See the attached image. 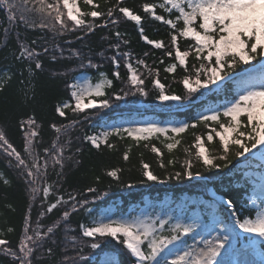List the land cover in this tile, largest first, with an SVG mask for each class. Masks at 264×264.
Instances as JSON below:
<instances>
[{"label": "snow or ice", "instance_id": "6c2138e0", "mask_svg": "<svg viewBox=\"0 0 264 264\" xmlns=\"http://www.w3.org/2000/svg\"><path fill=\"white\" fill-rule=\"evenodd\" d=\"M83 3L91 6V10H82L78 0H52V2L0 0V10L6 12L8 22V27L3 28V38L0 41V45L3 46L7 45L11 28L17 25L32 31L46 29L53 38L79 32L81 35L76 37L78 40L86 39L98 28L111 29L110 35L102 38L108 41V48L102 49L97 55L101 60L110 61L116 69L111 74L116 80L121 79L119 68L123 61V67L127 70V79L124 82L128 85V90L121 89L123 93L121 95L114 89L113 78L99 71L101 65L95 63L92 56H85L79 50L71 49L70 55L79 61L77 65L79 69H93L98 74L92 79L81 80L74 77L66 84L70 89V96L68 100L56 105L55 112L59 117L67 119L69 110L75 116L92 109L97 112L100 109H108L114 101H120L130 94L148 96L149 92L144 87L145 80L140 68L147 71L152 84L159 90L155 97L159 101L183 102L200 93L201 89L226 93L223 103L206 107L191 124L168 122L161 127L157 122L143 121L125 128L111 125L100 132L91 134L85 132L82 137L83 142L90 143L97 149L102 144L111 149L114 145L108 142V138L122 137L125 133L137 142L147 141L153 134L157 137L164 134L166 139L175 140V136L168 137L167 133L181 134L189 127L195 128L200 123L210 127L207 133L208 142L214 141L213 133H215L219 148L214 151L206 147L201 135L194 136V156L190 150H185L189 158L184 161L180 171L167 172L166 175L161 176L154 174L150 166L144 163L138 181L141 184L164 183L165 180L183 181L185 177L203 178V171L213 169L232 171L229 166L233 164L234 159L244 157L247 160L246 153H252L257 145L264 146V0H161L159 3H143L140 8L144 15L130 7L121 6L124 0H116L115 4H111V0H105V5H110L106 10H102L101 5L95 0H83ZM158 8L166 15L158 14ZM146 18L168 27L167 45L161 40L150 39L145 35L143 24ZM121 22H134L140 38L148 45L162 51L157 65L164 64L165 57L174 61L164 68L166 73L175 74L178 69L183 70L184 74L180 80L184 88L182 95L166 94L165 86L158 78L160 68L150 67L146 61L149 53L146 52L143 57L135 59L137 67H133L132 54L121 51V46L129 43L128 39L123 38L125 34L119 30L118 26ZM2 23L0 21V24ZM182 38L185 44L183 51ZM16 42L18 51L13 52V58L24 65L19 73L22 77L19 81L21 85L29 83L23 78L25 73L32 77L36 72L44 69L42 56H49L51 53L49 59L53 64L58 59L68 58L65 57V49L59 42L49 47L43 36L26 42L20 39V34L17 32ZM105 51H111L113 55L105 57ZM190 57L193 60L191 66L188 64ZM252 61L257 63L238 71L241 65H250ZM14 75L11 68L0 71V91L8 86ZM229 85H234V90ZM32 87L34 88V85ZM242 117H246V121L242 120ZM78 123L77 120L65 124L51 123L49 127L55 133V137L50 146L41 147L43 142L38 139L40 133L37 130L40 126L37 125L34 116L27 121H20L19 128L23 133V155L9 141L5 132L0 130V155H3L8 165L16 170L29 200L34 202L40 199L41 216L45 211L52 213L60 206L64 208L61 216L46 230L39 221L33 226L32 209L29 207L26 210L17 247H8L10 242L0 239V253L10 257L13 264H33L34 253L43 248L44 242L55 234L62 223L65 241L72 245L75 253L72 257L74 264H86L83 255L85 249L96 250L105 241L108 244L116 241L134 264H221L218 257L222 255V250L231 249L234 239L238 240L241 233L249 234L250 237L244 244L245 248L255 247L264 242V198L258 201L255 196L242 194L240 191L227 192L220 201L211 202L209 205L216 207L219 204L221 209L227 210L230 216L228 223L218 216H214L211 223L202 221L199 216H193L184 223L168 212L155 210L139 213L133 210L131 213L124 212L117 215L111 209H106L103 216L93 215L94 209L89 207L91 200L86 198L85 194L96 200L99 198L96 195L98 188L89 186L83 192H69L67 198L63 193L56 194L59 193L64 178L63 169L66 162L79 163L74 160V156L82 149L77 147L73 150L70 135ZM212 124L217 127H211ZM180 143V140H175V143H167L166 147L172 150ZM151 150L162 155L155 145ZM260 155L261 159H264V153ZM124 159H129L127 151L124 152ZM168 164L172 165L174 161L169 160ZM195 165H199V169L194 172ZM49 167L53 171L59 169L56 171L57 179L54 184H49L47 181ZM161 168H165L163 163ZM249 175L250 173L244 172L241 179ZM106 176L112 178L118 186H125L117 169L107 171ZM0 180L4 186L10 184V181L2 175ZM100 182L101 177L96 176L94 183ZM245 183L247 184V180ZM128 187L132 185L129 184ZM257 188L264 196V172L259 175L258 182L251 191L255 192ZM52 196L54 202H49ZM242 199L246 202L241 206V210H238L236 205ZM6 207L14 211L10 204ZM245 208L248 209V215H244ZM76 212L87 213L90 218L88 221H81L78 225L81 238L79 248L76 247L77 236L68 235L76 231L75 228L68 226L70 215ZM198 228L205 229L208 235L206 239L201 236L198 243L202 244V247L197 246L195 242L196 236L200 235L197 232ZM236 229H239V232ZM189 234H192L193 244L186 243ZM83 238L91 239L83 242ZM176 242L183 247L172 253L171 249L176 247ZM45 251L48 256L52 255L51 247ZM169 255H172L171 259L168 258ZM67 259L68 257H65V261ZM105 264H119V262L112 257L105 261ZM261 264H264V260Z\"/></svg>", "mask_w": 264, "mask_h": 264}, {"label": "trees", "instance_id": "16d2710c", "mask_svg": "<svg viewBox=\"0 0 264 264\" xmlns=\"http://www.w3.org/2000/svg\"><path fill=\"white\" fill-rule=\"evenodd\" d=\"M48 2H52V0H48ZM95 2L101 5L102 10H106L107 6H110L105 5V0H95ZM159 2L161 0H124L121 6L130 7L140 12L141 15H144L140 8L143 3ZM78 3L82 10H91V6L84 5L83 0H78ZM115 3L116 0H111V4ZM157 13L165 14L159 8L157 9ZM0 21L3 22L0 24V41H2L3 28L8 27L6 12L3 10H0ZM97 23H100V21H97ZM143 26L145 28V35L150 39L161 40L165 45L168 44L169 29L166 25L146 18ZM118 27L121 33L125 34L123 38L129 41L126 46H121V51H127L132 54L134 58L133 67H137L134 62L135 59L143 57V54L146 52L149 53L146 61L150 67L158 66L160 68L158 78L164 84L166 94L175 93L182 95L184 88L180 80L184 74L183 70L178 69L175 74L166 73L164 68L168 63L174 62L171 58L167 57H165L164 64L157 65V61L162 56V51L148 45L140 38L134 22H121ZM17 32L20 34V39L26 42H30L41 36L45 37L49 47L59 42L65 49V57L68 58L58 59L53 64L49 59L51 53H49V56H42L44 69L36 72L32 77H29L25 73L23 78L29 81V83L21 85L19 81L22 77L19 73L24 65L13 58V52L18 51L16 42ZM110 32L111 29L98 28L94 33L88 35L86 39L78 40L76 37L81 35L79 32L67 33L53 38L52 34L46 29L32 31L25 29L21 25L11 28L7 45H0V71L11 68V71L15 73L8 86L3 91H0V130L5 132L9 141L23 155V133L19 128L20 121H27L30 117L34 116L37 125L40 126L37 130L40 133L38 139L43 142L41 147L50 146L55 137V133L49 127L51 123L65 124L72 120L79 121L76 128L70 133L73 141V150L77 147L82 149L80 153L74 156V160L79 161V163L66 162V166L63 169L64 178L61 181L59 193L56 194L63 193L65 194V198H67V193L69 192H83L89 186L98 188L99 191L96 195L99 198L96 200H92L90 195L85 194L86 198L91 200L89 207L94 209L93 215H101L104 210L113 205L114 213L117 215L124 212L131 213L133 210L138 213V211L144 208L146 212L153 210L156 212H168L184 223H187L193 216H199L205 222H211L214 216H218L227 222L228 214L226 210L221 209L219 204L216 207L209 206L212 199L208 194V190L212 189L215 193L222 196L230 191H240L242 194H248L255 187L257 181L251 182L249 176L244 177L243 180L241 179L247 168L240 165V162L247 161L250 167H257L261 173L264 171V166L250 156H246L248 157L247 160L244 157L234 159L233 164L229 166L232 171L220 169L203 171V178L193 177L190 179L185 177L183 181L165 180L164 183H138L144 163L150 166L154 174L161 176L166 175L167 172L180 171L184 165V161L189 158L185 150H190L194 156L195 148L193 145L195 135H201L206 147L210 150L214 151L219 148V141L215 137V133H213L214 141H207V133L210 131L209 126L200 123L195 128L189 127V129L181 134L167 133L168 137L175 136V140L181 141L172 150H168L166 144L175 143V140L166 139L164 134L159 135V137L153 134L149 140H141L139 142L128 137L126 133L122 137L111 136L108 138V142L114 145L111 149L105 147L103 144L97 149L90 143H85L82 140L85 132L91 134L95 128L102 127L107 123L118 122L121 117L125 118L133 111L137 112L134 115L135 117H148L151 121L159 123L161 127L165 126L168 122H187L191 124L197 120L198 115L206 107L223 103L226 96L225 92L215 93L201 89L200 93L203 94H194L183 102L159 101L155 98L159 90L152 84L147 71L140 68L145 80L144 87L149 92L148 96L130 94L120 101H114L110 108L100 109L98 112L92 109L88 110L87 113L74 116L69 110L67 119L59 117L55 112L58 103L69 99L70 89L66 87L68 82L74 77L92 79L98 74L93 69H79L77 67L79 61L71 57L69 50L77 49L85 56H92L94 62L101 65L99 71L106 73L109 78H113L111 74L116 69L113 68L108 59L101 60L97 55L102 49L106 50L108 48V41L102 38L110 35ZM41 43L43 44V41ZM181 50H185L183 38L181 40ZM111 55H113L111 51H105V57ZM192 63L193 60L190 57L188 59L189 66ZM252 63L257 62L252 61ZM121 64L122 66L119 68L121 79L116 80L113 78V80L114 89L122 95L121 89L128 90V85L124 82L127 79V70L123 67V61ZM249 66L251 65H241L238 71L247 69ZM54 72L56 73L55 75L53 74ZM32 85H34V88ZM229 87L234 90V85H229ZM109 91H112V89H109ZM241 119L246 121V117H242ZM211 127H217V125L212 124ZM153 145L160 149L162 155L152 152L151 148ZM125 151L128 152L129 156L127 160L124 159ZM65 155L67 156L68 153ZM169 160H173L174 164L169 165ZM162 163L165 165V168H161ZM113 168L118 170L121 181L125 185L124 187L118 186L112 178L106 176V172ZM198 169L199 165L193 167L194 172ZM56 171H59V169L57 168ZM56 171H53L49 167L47 176L49 184H54L56 181ZM0 175L10 181L8 186H4L2 180H0V233H3V235H0V239L8 240L10 242L8 247L16 248L22 233L23 218L29 207L32 209L31 222L33 226L39 221L44 230L61 216L64 208L60 206L52 213L45 211L44 215L41 216L40 199L34 202L29 200L24 190V184L17 176L16 170L8 165L3 155H0ZM96 176L101 177L99 184L94 183ZM245 180H247V184ZM129 184L132 187L129 188ZM53 191H56L55 188ZM183 194L193 195L197 199L200 198V195H203L208 202L207 204L200 202L188 203L185 206L179 207L177 203L182 199ZM40 195L42 196V191ZM49 202H54V196L50 198ZM245 202V199H242L237 203V209L241 210V206ZM9 204L14 211L6 207ZM46 207L47 205H45ZM243 211L244 215H248L247 208L243 209ZM89 219L87 213L84 212H76L70 215L68 226L75 228L76 231L68 235L77 236V248L80 247L81 240L78 225L81 221H88ZM63 228L64 225L62 223L55 234L44 242L43 248L34 253L33 264H74L72 257L75 253L72 250V245L65 241ZM90 239L83 238V242H88ZM48 247L52 248L51 256L46 254L45 250ZM104 251L116 253L119 264H134L133 260L124 254L123 249L116 241H112L111 244H108L106 241L102 242L100 248L96 250L85 249L83 255L86 258V264H96ZM65 257H68L67 261H65ZM0 264H13V262L10 257L0 253Z\"/></svg>", "mask_w": 264, "mask_h": 264}, {"label": "rangeland", "instance_id": "374dc122", "mask_svg": "<svg viewBox=\"0 0 264 264\" xmlns=\"http://www.w3.org/2000/svg\"><path fill=\"white\" fill-rule=\"evenodd\" d=\"M78 79H85L82 77H78ZM136 113H132L127 117H121L118 122H111V123H107L104 124L102 127H97L93 130V132H100L103 131L106 127L111 126V125H115L121 128H125V127H130V126H134L135 123L137 122H143V121H151L148 117L145 118H138L135 117ZM91 132V133H93ZM261 153H264V146L262 145H257L256 149L252 150V153H246L245 155L248 156H253L255 158H258L262 163H264V159H261ZM240 165L244 166L246 169V172L250 173L249 178L251 180V182H255V180L258 182L259 179V175L261 174L260 170L257 169V167H250L249 163L247 161H242L240 162ZM264 172V171H263ZM248 195H253L257 198V200L259 201L260 199L264 198V196H262L260 190L257 188L255 192L250 191ZM169 198V197H168ZM204 203L207 204V200L204 198H196L193 195H188V194H183V197L181 200L178 201L177 205L179 207L185 206L188 203ZM108 209H111V211L114 213V206H110L108 207ZM139 212H146V209H141ZM105 213V210L101 213L100 216H103ZM202 221H204L203 219H201ZM205 222V221H204ZM230 222L227 221L226 223ZM207 223H211V222H207ZM197 232L200 233V235L196 236V243L197 246L202 247V244H199V240L201 238V236L203 238H208L207 235V231L205 229L202 228H198ZM192 234H189V238H187L186 243L187 244H193L194 241L191 238ZM184 238L182 237V240ZM248 240L242 242V244H238L237 240L234 239L233 241V247L231 249H224L222 250V255L220 257H218V260L221 261V264H261V261L264 260L263 258H261L258 255H255L254 250L251 247H244V244L247 243ZM183 247L182 244H180L179 242H176V247L172 248L171 251L172 253H175V251H177L178 249H181ZM115 257L117 259L116 253L112 252V251H104V253L101 254V256L99 257V259L97 260L96 264H105V261H107L108 259ZM169 259L172 258V255L168 256Z\"/></svg>", "mask_w": 264, "mask_h": 264}]
</instances>
